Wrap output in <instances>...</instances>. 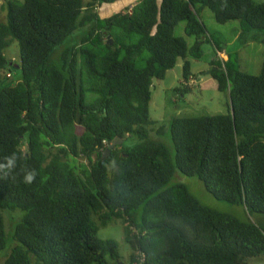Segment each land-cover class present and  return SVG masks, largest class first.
<instances>
[{"label":"trees","instance_id":"obj_1","mask_svg":"<svg viewBox=\"0 0 264 264\" xmlns=\"http://www.w3.org/2000/svg\"><path fill=\"white\" fill-rule=\"evenodd\" d=\"M117 1L4 0L0 163L13 153L18 159L12 173L0 170V252L3 212L23 216L0 264H119L116 241L98 236L114 220L123 226L130 264H250L264 256V220L210 209L174 177L178 171L197 177L217 200L264 217V62L258 74L221 64L222 49L213 42L209 74L230 103L223 113L174 116L173 154L148 136L155 126L149 105L152 82L178 59L184 82L193 77L190 61L203 58L208 35L201 9L217 23L236 20L243 32L264 31V2L137 0L99 17L102 4ZM180 21L194 37L191 46L173 35ZM80 28L88 32L79 45L62 46L54 59ZM12 41L19 46L16 61L5 56ZM184 82L181 94L189 91ZM133 137L138 142L125 145ZM116 139L122 144L102 158ZM79 158L86 164L77 166ZM22 168L37 172L32 184L23 182Z\"/></svg>","mask_w":264,"mask_h":264},{"label":"rangeland","instance_id":"obj_2","mask_svg":"<svg viewBox=\"0 0 264 264\" xmlns=\"http://www.w3.org/2000/svg\"><path fill=\"white\" fill-rule=\"evenodd\" d=\"M87 1V0H85ZM119 0L112 4H102L98 9L100 18H105L117 11H125L131 9L137 0ZM264 2V0H256ZM6 5L4 0H0V21H6ZM212 12L204 7L198 13L200 20L204 23L208 30L206 40L201 44L203 51V58L201 60H191V72L194 74V83L189 85V91L184 94L177 92L180 87L182 79V60L178 59L176 65L167 72L164 79H156L152 82V98L149 105V117L155 122L154 128L149 129V138L158 139L173 154V145L169 137V123L174 116H189L201 114H218L223 113L230 103L227 92H220L217 90L216 81L211 78L209 69L210 62L214 60V46L213 42L218 44L224 54L225 58L218 55L219 62H229L239 71L258 74L262 62H264V31L251 30L250 32H243L240 23L236 20H230L224 24L217 23L212 16ZM115 32L120 30L116 28ZM87 28H80L71 33L64 43L58 46L55 53L62 46L75 45L77 47L80 43L81 36L87 34ZM174 37H180L191 46L194 43V37L187 35L185 32V22L180 21L174 28ZM190 36V37H189ZM138 36L132 35L131 39L136 40ZM63 48L59 50V53ZM54 53V54H55ZM5 56L8 60L16 61L20 54L19 46L16 41H12L9 48L5 51ZM54 56V55H53ZM52 56V59H53ZM58 61H54L57 63ZM141 65V61L138 62ZM9 71H5L4 76L8 77ZM12 77L7 78L8 81L14 83L16 80V73L11 72ZM18 78V77H17ZM158 127H166L165 131L160 134L154 133ZM138 142L137 138H130L125 141V145H134ZM81 164H86L84 158L77 159L76 165L81 167ZM175 182H181L186 185L189 191L196 197V199L203 205L218 212L230 214L241 221L258 222L264 220L262 215L249 214L241 205H232L229 202L217 200L212 194L208 192L203 182L197 177H189L180 171L174 177ZM6 245L4 250L0 252V263L4 262L5 258L10 254L13 245L14 226L17 219L23 216V213L18 210L4 211ZM22 215V216H21ZM20 216V217H19ZM135 231V230H134ZM98 236L103 239H114L118 245V251L122 258L121 262L130 264V246L124 239L123 226L118 221H112L106 227L101 228ZM140 255V254H138ZM250 264H264V256L249 260ZM134 264H136L134 262Z\"/></svg>","mask_w":264,"mask_h":264},{"label":"clouds","instance_id":"obj_3","mask_svg":"<svg viewBox=\"0 0 264 264\" xmlns=\"http://www.w3.org/2000/svg\"><path fill=\"white\" fill-rule=\"evenodd\" d=\"M17 159L18 157L15 153L5 157L4 158L5 163H0V170L8 169L10 173H12V171L17 166ZM21 171L23 172V182L25 184H32L35 181L37 172L34 169L22 168ZM8 176H9V172H6L3 177L7 178Z\"/></svg>","mask_w":264,"mask_h":264},{"label":"water","instance_id":"obj_4","mask_svg":"<svg viewBox=\"0 0 264 264\" xmlns=\"http://www.w3.org/2000/svg\"><path fill=\"white\" fill-rule=\"evenodd\" d=\"M109 43L112 44V40H111V39L109 40ZM122 141H123L122 139H116V140H114V142H113L112 144H110V145L108 146L107 150L103 153L102 158H104L107 154H109L110 150H111L115 145H120V144H122ZM119 264H124V263L120 262Z\"/></svg>","mask_w":264,"mask_h":264},{"label":"built area","instance_id":"obj_5","mask_svg":"<svg viewBox=\"0 0 264 264\" xmlns=\"http://www.w3.org/2000/svg\"><path fill=\"white\" fill-rule=\"evenodd\" d=\"M218 53H223V52H218ZM223 54H220V56L222 57ZM195 79L193 77H190L187 81H185L184 83L187 84L188 86L191 85L192 83H194ZM140 256H143V254H140ZM141 262V261H140Z\"/></svg>","mask_w":264,"mask_h":264},{"label":"crops","instance_id":"obj_6","mask_svg":"<svg viewBox=\"0 0 264 264\" xmlns=\"http://www.w3.org/2000/svg\"><path fill=\"white\" fill-rule=\"evenodd\" d=\"M193 78H194V74H193Z\"/></svg>","mask_w":264,"mask_h":264}]
</instances>
